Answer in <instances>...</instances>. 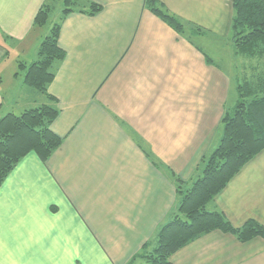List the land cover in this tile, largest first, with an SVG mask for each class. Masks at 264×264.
Listing matches in <instances>:
<instances>
[{"label": "crops", "instance_id": "1", "mask_svg": "<svg viewBox=\"0 0 264 264\" xmlns=\"http://www.w3.org/2000/svg\"><path fill=\"white\" fill-rule=\"evenodd\" d=\"M44 1L0 0V119L31 88L17 70L38 58L34 19ZM83 1L103 9L65 17L67 54L49 86L60 109L51 127L64 142L47 162L30 152L1 185L0 264H128L177 208L172 173L185 188L201 175L237 102L234 86L264 69L236 53L233 0H161L184 32L146 0ZM209 209L235 226L264 225V150ZM171 261L264 264V238L214 230Z\"/></svg>", "mask_w": 264, "mask_h": 264}, {"label": "trees", "instance_id": "2", "mask_svg": "<svg viewBox=\"0 0 264 264\" xmlns=\"http://www.w3.org/2000/svg\"><path fill=\"white\" fill-rule=\"evenodd\" d=\"M56 2L44 1L35 16L34 27L41 28L48 22ZM64 5L62 19L43 38L37 60L18 64L25 72L24 82L42 93L46 101L20 114L9 112L0 119V187L30 152L47 162L64 142V137L51 127L60 109L57 98L49 93L58 66L67 54L59 45L62 22L76 10L94 16L103 9L99 3L83 0H64ZM145 5L179 32H184L185 22L161 0H146ZM233 7L231 37L236 53L264 57V0H233ZM252 73L253 78L245 77L240 81L237 102L222 117L221 141L203 160L201 175L185 188L184 180L172 173L179 194L177 208L159 228L154 240L146 243L128 264H173L174 253L214 230L231 233L241 242L264 238V225L255 219L235 226L224 212L207 207L241 169L264 150V69Z\"/></svg>", "mask_w": 264, "mask_h": 264}, {"label": "rangeland", "instance_id": "3", "mask_svg": "<svg viewBox=\"0 0 264 264\" xmlns=\"http://www.w3.org/2000/svg\"><path fill=\"white\" fill-rule=\"evenodd\" d=\"M64 8H65L64 0H57V2L54 4V8L50 14L48 22L43 27H41V29H39V31H37V32L42 34L43 38H45L46 35H48L50 33L51 28L56 23H59L61 21ZM43 38H42V40H43ZM14 59H15V57H13V59L11 61H9V63H8L9 65L6 66V70L8 73H10L12 67L15 66ZM254 60H259V62H261V64L264 65V57H262V58L256 57V58H254ZM30 61H32V60H30ZM16 70H17V68H16ZM17 71H20V73L22 72L21 76H23L25 73L24 70L18 69ZM249 78H251V77H249ZM242 79L243 78L241 77L240 81H242ZM10 80H12V78H10ZM10 80H9V77L6 79V85L4 86V88H8V85L10 83H13ZM28 90H30V91H28ZM28 90L25 88L24 91H22V96H21L22 98L20 99V101L14 102L12 104L13 109H14L13 110L14 113L20 114L25 109L35 107V106L44 102L45 96L42 93H39L38 91H36L32 88H29ZM30 92H32V93H30ZM234 92L236 93V99H237V88H236V86H234ZM20 108L22 110H20ZM207 207L209 208V205Z\"/></svg>", "mask_w": 264, "mask_h": 264}]
</instances>
